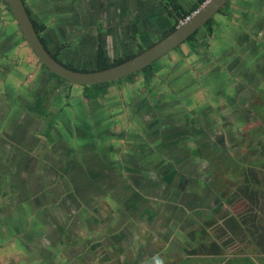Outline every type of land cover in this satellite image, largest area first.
<instances>
[{
  "label": "flooded vegetation",
  "instance_id": "flooded-vegetation-1",
  "mask_svg": "<svg viewBox=\"0 0 264 264\" xmlns=\"http://www.w3.org/2000/svg\"><path fill=\"white\" fill-rule=\"evenodd\" d=\"M0 1H1V4L2 3L3 5L5 4L4 0H0ZM64 1L65 0H59L61 4H55V7L53 6L50 8L53 12L58 11L60 13L59 15H57L56 13L51 12L52 14L57 15V22L54 23L53 25L51 24L52 22L49 21V18L47 21L46 20L44 21L41 18L37 17L36 14H34L33 11L30 9L28 0H25V2L24 1L23 2L26 5L27 9H29L28 11L31 15L32 20L33 18H36L38 21L44 22L47 25L46 29L42 32V34L46 36L49 47H52L53 48L52 50L55 51L59 45L61 46L65 45L66 48L63 50V52H61L60 58H63L65 61H68L66 58L68 57L70 58L68 62L75 64L74 63L75 61L73 59H79V57H82L83 59L82 62H78L75 65L83 64L84 67L92 59L93 61L96 60L97 52L100 47L104 48L107 56L110 59H114L117 56H126L129 53H138L140 51L141 44L148 45L150 42H152V40L146 39L147 35L152 33V31L151 30L149 31V29H152L153 32L154 31L156 32L158 31L160 26L163 28L162 31L157 33L156 35V38H157L161 33L165 31V29L171 24V22L174 21L173 18H171L168 15L167 9L161 4V2H159V5L161 6L158 8V9L161 8L159 13L154 14L153 11H149L148 7L150 6H148L147 8H144L143 11L140 10V13L138 12L137 16L135 15L134 18H131L130 15H132V13L136 9H131L127 11L123 6L112 5V4H111L112 6L110 7L105 6L103 4L104 2L103 0H98V1L97 0H90V1L86 0L87 3L90 4L87 9L88 11H86V9H83V11L80 10V13H79V15H82L84 18L79 19L77 21V24L71 25L73 21L76 22L77 18L69 17V14L75 15L74 14L75 7L73 6H76V5L73 0L74 5L71 7H67V6H64L65 4L63 3ZM81 1L82 0H77V3H78L77 6L82 7ZM181 1L184 3L185 6H187V4L183 0ZM194 1L195 0H193L192 3H194ZM230 3H231V0H229L223 6L225 7L228 4L224 11L219 10L220 12L218 11L217 13H223L225 14L223 16H227L228 6ZM100 4L102 5L100 6ZM191 4L187 7H190ZM9 7H7L8 10L15 17L14 13ZM116 7H117L116 10H110V11L108 10V8L110 9V8H116ZM101 8H103L104 10L99 11ZM1 12L4 13V7L2 5H0V13ZM163 12H166V13L162 14ZM258 12L262 14L260 11ZM51 13H48L47 16H50ZM103 14H105L107 25H104L101 19L98 20V18L102 17ZM164 16L166 17V19H164ZM213 17L215 18L213 32L211 34L208 33V31L204 28L205 25L202 26L201 27L202 29L200 30V32H198V43L195 49L192 47V45L189 42H186L187 41L186 40L185 42H183L182 44L178 46V49H176L177 47L175 48L176 51H180L181 46L184 43H188L189 45H191L192 50L197 52L198 46H200L203 43V39L199 36V33L204 32L206 33V35H208V37H211L213 36L214 32H216L215 28L218 25V20L216 19L215 15ZM115 18H117L118 23H114L113 19ZM163 20L169 22L170 24L169 25L164 24ZM98 21L101 23V26L99 27L97 26L96 33L92 34L86 31L84 35L82 36L79 35V37L76 38L77 39L76 41L75 40L71 41L74 39L73 36L75 37L77 36L75 31L77 29H80L82 25H85L83 26L85 28L87 26L91 27V24L94 25ZM142 21L144 23L147 22L143 28L144 33L141 34L142 32L138 31L139 32L138 35L136 37H133L134 25H136L140 31L143 30L139 27L140 26L139 24ZM124 23L126 25L124 28L125 32L122 30V25ZM245 24L248 25L247 22ZM7 25H8V28L6 29L5 28L1 29L0 27V62L1 63L3 62L4 59H7V61L11 62V59L9 60L8 58H12L13 55L17 52L16 51L17 49H18L17 55H19V53L22 50L21 48L24 49L27 47H31L28 44L18 21H17V24L10 21L9 23H7ZM85 28H82V29H85ZM52 30L60 33V35H58V33L56 34L57 36L61 38V40L55 39V34L53 35ZM113 30H114V33H113ZM62 35L63 37L67 38V40H64ZM115 35L119 36L120 40L119 39L118 40L120 44L123 43L122 42L123 38L126 37L127 35H129L131 39L138 40L139 41L138 49L136 51H128V52L126 51L124 54L112 55L113 51H111L110 43L106 41L105 37L106 36L112 37ZM140 36L141 38H143V41H140L139 39ZM22 39L26 42L27 44L26 46L25 45H21L22 47L20 46V43L23 42ZM92 39H93V42L91 41ZM88 44L89 46L84 47V45H88ZM91 44H93V50L90 53L88 52V49L90 48L91 50ZM228 45L229 44L225 45L223 43V48H225V46H228ZM124 47H128L127 44L124 43ZM240 47H242L241 49L244 52L242 55H237L233 57L230 56L226 60L225 63L221 64L222 62L221 61L219 63L220 65H216L215 69H210V70L201 69V70H197L195 74H193L194 71L191 72L190 70V71H187V75L180 74L174 78L177 84H179L178 81L183 77L185 78L184 80L187 81L188 83L187 84L184 82L185 84H179V89L177 88V86L176 87L174 86L175 88L172 87L173 92L171 90V93L169 94H171V98H173L174 100H177V98L174 97V94H175L174 92L179 91L182 93V96H184V95L189 94L188 92L189 88L200 85V83L196 84L197 81H195L193 84L192 79L196 77L197 79L202 77L203 82H201V84H205L203 85L205 87V96H204V101H203L204 111L202 112L201 120H197L195 119V117H193L192 119L185 120L184 122H179V121L177 122L176 121L177 119L175 120L172 119V121L170 122L172 124H169V125L176 126L177 129L179 128V131L182 132L179 139H182L188 136V138L191 137L193 138V140H195L193 150L183 156H177L176 158L178 159V162H175V163L170 162L169 165H172L170 167L167 164L161 167L155 166L153 168H150L148 166H144L138 163H137L138 165L135 163H132V167L129 165H124L123 159H117L115 158L114 155L112 156L110 154L113 151L111 148L112 145L109 144L110 142H113V140H116V137H119L121 134V133L116 134L115 128L117 125H119L122 122V119L119 118V115L121 114V111H124V108H127L129 112V108L133 109V106H136L135 107L136 115H139V117L143 119V122H144L149 117L148 115L152 113L150 109L149 110H147V108L143 109L142 106L146 103L148 108H153L155 106V103L151 101L152 98L153 99L156 98L158 101L162 100V102H164L163 97L167 96L168 93L167 94L163 93L162 88H158L157 86L158 81L160 79L159 74L165 68V66H163L160 63V61H159V64L161 66L160 69L157 70L151 76L150 79H147L145 74L141 72L138 74V75H142L140 79H136V77L138 76L136 75L134 79L131 81L125 80L126 82L127 81L129 82L124 84V87L121 88L122 90H126V93H127L125 97V103L123 106L117 103L118 101L117 94H116V91L112 87L108 89L105 95H102L96 98H91V99H88L85 97V100L90 102L89 104L91 108H93L92 110H95V112L99 115V117H95L93 120L97 127L96 130H93L91 128V124L88 122V119L86 117L84 118L83 126L77 128L75 133H76L77 138L81 141V146L79 147V149H75L74 146H71V143L69 140L67 141L64 139H60L61 132L67 131V127L63 126L62 125L63 121L59 119V117H62V116H57V112L54 113L51 110H47L48 107H47L46 102L48 99H50L49 97L51 96V94L55 90L59 89V87H61V90L65 89V87H63V85L61 84L55 87L54 86L44 87L43 93H39L37 91L38 93L36 95V100L40 96H46L45 98L46 110L49 111L51 114H53L55 118L50 128H49V121L48 122L45 121L46 127L41 133V137H42L43 135H46L45 130L49 129V136H46V137L48 138V141H47L48 143L50 142L53 143V146L51 149L52 153L51 154L48 153L44 157H40V160H42L43 162L42 166L38 164L39 155H37L36 153L35 155L29 154V156L31 155L29 157V161H31L30 159H34V164L31 166L27 165L28 167L24 166L22 170L23 172L22 174H20L22 158L26 157L25 154L29 152L23 148L24 145L26 144L22 143L20 140L24 139L25 142H31L32 146H34V144L38 145L39 141L38 139H34L35 137L33 138L31 134L26 135L25 133H20L18 131L16 132L15 129H13L12 130L13 133H10V134H9L10 131H8L9 128H7V131H5V129L1 131V128L4 126V122L6 120H4L5 118L2 119L3 116H2V112L0 111V116H1L0 117V142H1L0 143V172H1L0 176L5 178L3 179L2 182H0V191H2V196H0V241L3 243L1 244L0 249L1 248L6 249L7 254L11 252H14L16 254L18 252H15L14 248L19 249L21 247L19 251H21L22 249H26L31 254L30 256H32V255H35V253H34V250H32L33 247H31V244L33 243V241H37L41 239L43 241V250H41V253L46 258L45 264H52V261L50 259H51V254L53 252L52 245H54L55 243L52 239L53 231L51 230V233H50L48 229H38V226H41V227L45 226V220H43V224L41 223V220H39L37 216V212H38L37 207L38 205H41V204L47 207V204H48V203L44 204V202L46 201H42V199H40V196L43 195L44 193L43 191L49 190L48 189L49 187L43 188L42 182L44 181H42L43 179L41 176H44L47 171H50L52 169H57L59 167V165H55L54 163V160L58 159V154L54 155V153L57 152V149L55 146L56 143L63 145L62 148L59 149V151H63V153L61 152V156L64 155L66 158H69L65 161L66 166L68 167V169L66 168L67 169L66 171L70 169H75L76 170V180L74 181L75 186L71 187L70 190L68 189L69 183L66 182V185L68 187L66 188L64 192L65 198L63 197V195H61L59 198H57V202L50 200L51 207L48 208L49 210L55 204L56 206L59 205L61 207L65 199L68 201L67 197H69L73 201L86 200L84 197L85 191H83L82 193L76 192L77 190L79 191L78 188H81V187L82 189H85V188L90 189L88 190L90 199L95 198L98 195H101L100 193H96V192L99 190L102 192L107 191L106 189L104 190L100 188V186H103L101 184V180L102 179L104 180L107 177L110 178L107 175H109L112 172H116L118 173V175L123 174V180L124 181L127 180L124 183L125 186L123 184L121 185L119 189V190H121V188L125 189L124 191H121V193L123 194V196H121L122 198L117 197V199L121 202L124 200L123 203L125 204V206H124L123 212L127 214L129 213L131 216H133L129 222V224L133 228H130V229L126 228L125 230H122L119 233L117 232V234L114 233L113 235H110L111 242H108L110 244H107L108 246L107 249L103 247L104 248L103 252H101V249H102L101 245L104 246L103 241L96 242L92 245V247H89L91 251L90 254H93V256L96 254H99L101 257V261H102V258H103V261L105 260L104 262H101L100 264H112L113 263L112 261L117 259L119 255L124 258L125 251L128 252L129 249L132 250L135 247L140 246L138 244L140 243V238H141L140 236L142 235L141 233L146 234V233H152L155 231L153 229H143L139 225H136L137 218L146 219V220L148 219V222H151L153 221L154 218L155 219L158 218L159 220V217L163 216L164 220L162 221V224H161L162 229L157 231L161 234L163 232L170 233L173 231H177L179 229L188 231V229L185 228L187 227L188 219H189L187 215L190 213V210H194L192 208L195 207L197 204H199L200 200L201 201L203 200V196H204L203 195V190H204L203 185L205 183V171L203 173V176L201 175V173L197 172L196 166L198 165V163H196L197 162L196 158H199L203 162V168L205 169L206 154L211 149L216 148L220 150L221 143L223 142L224 132L220 129V131L217 130V132L213 133L214 143L212 144L211 128L206 120L207 119L206 117L208 113L210 112V107L206 106V101L208 102V97H214V96L219 97L220 95L228 92V90L232 87L240 88L246 83L247 85L251 83V82L248 83L249 81L244 82V81L238 80L236 82L237 84H235L233 83L234 79L236 78L241 79L245 77L254 79L253 74H252L253 72L254 73L264 72L263 70L264 67H262V65L260 66V64L263 62V60L259 57V54L262 52L260 48L253 50L252 52L253 54L252 55L250 54L251 56H254V58H252V60H255L253 64L251 61L247 60V57L245 56L246 55L245 53H248V51L249 52L252 51L249 48H246V47H251L250 44L246 46L240 45ZM67 52H69V55H67ZM211 53H212V49H211ZM88 56L90 57V59L89 60L85 59V57H88ZM71 60L74 62H71ZM39 61L42 64V61L40 59ZM93 61H92V64H93ZM12 62H14V65L17 64L15 61H12ZM234 63L235 65L233 66ZM26 64L21 62V60H19L18 65H16L15 67L13 65L12 69L8 68L6 70V73L2 74V72L0 71V79H1L0 88L3 90L5 94V97H4L5 100L4 99L0 100V106H3L2 108H4L5 107L4 104L7 103L9 108L21 109L23 106V104L21 103V96H25L26 98H29V95L32 94L31 93L32 91H30L29 86L30 84L34 82V79H36L38 75L35 76V74L33 73L31 74L29 78H27L25 73H23L25 72L24 68L21 69V66L26 65ZM238 65L240 67H243L244 69H241ZM206 66H211V65L207 64ZM42 68H44L43 65H42ZM222 68L228 69L227 72L231 75L229 76L218 75V72L217 73L213 72L214 70H220ZM48 75H49V79H51L52 78L51 72H48ZM240 76H243V77H240ZM215 79H219L220 83L216 84ZM65 83L67 84V82ZM118 83L121 84L123 82H118ZM67 86L69 88L68 84ZM136 89H139L140 92H137V93L133 92V91H137ZM145 92L149 93L150 98H151L150 102L146 101L145 96L147 93ZM56 96L57 98L59 96H62L61 92L60 93L58 92ZM106 97H108L107 99L110 102L107 106L104 104H101V101ZM133 98L134 100H132ZM61 99L63 101V97H61ZM215 99L217 100V98ZM112 100L114 101L115 104H112L113 103L111 102ZM34 101L28 102L27 100L28 103L26 102L27 112H29L27 116L30 115V117H32V114H35L37 117L42 118L38 116V114L35 111L29 109V105L33 103ZM192 101L194 102V106H193L194 110L196 113H198L199 107L195 106L197 105L198 98L194 97ZM201 104H202V101H201ZM61 108L62 107L60 105L57 107L58 110ZM179 108L183 110L184 112H186L184 107H181V105H178L177 108H174V110L180 111ZM0 110H1V107H0ZM84 113L86 115L88 112L84 111ZM152 116H153V119L155 118L154 122L148 123L147 121V123L149 124V126H154L155 128L154 133L156 132L157 134V137H155L154 135V140H156L157 142H156V145L151 146L148 141L146 143V141L144 140V145H148V148L150 150L145 151L146 147L144 148V150H143V147H139V148H142L139 151L143 150L141 153L139 152L140 158H143L144 156H145L144 158L148 157L149 152L153 151L155 153V149L163 148V145H164L163 139L159 138V134L157 132V130H160V129L162 130V128L164 127L161 124L164 121L158 118L155 114H152ZM177 118L178 120H180V116H177ZM13 120H15V118L12 119V122L14 123L13 126L15 125L16 128L22 125L26 126L27 122H29L27 119H23L20 123H16V121H13ZM138 123H139L138 120L135 121V124H138ZM189 123L190 125H192L191 128L188 130L183 129L181 131L180 128L186 127L187 126L186 124H189ZM219 126H220V123L218 124V127ZM138 127L140 126L138 125ZM85 128H87L88 131H86ZM140 129L141 127L139 128L138 132L142 131L143 133V132H146L145 130L147 128H142L141 130ZM72 132L73 131L70 130L71 134ZM173 133L174 132H171L170 135H173ZM144 135L145 134H143L140 137V140L144 139L143 138ZM149 136L150 138H152L151 135ZM51 137H52V140L49 139ZM166 144L168 145V142ZM5 145L7 146L5 147ZM166 150L168 151V153H173L172 155L174 157L176 156L175 155V151H177L176 148L174 152L172 149H169V148ZM196 151L198 152L197 154H195ZM2 152H4L5 156L9 154L8 156H10V161L8 162V164L5 162V160H1V158L5 157L4 155H2ZM34 152H36V150ZM178 152L179 151H177L176 154ZM51 156H54V157H51ZM177 164H180V165H177ZM59 168H62L60 169L61 173L64 174L66 172V171H63L64 167L62 165H60ZM157 168H159V170H157ZM34 174L37 175L38 178L36 176L33 177ZM20 176H24V177L20 178ZM110 176L112 177L113 180L116 178L113 175H110ZM8 178L12 179L11 182L8 181ZM159 178H162L163 180L158 181ZM65 180H69V179L66 178ZM116 181H118L117 178H116ZM38 185H39V188L41 189L37 195L36 190L38 189ZM150 191L155 192L153 194L154 196L152 197L154 199L157 196L156 193L161 192V191L166 192L162 201L166 202L165 205L167 206V208L166 209L162 208L163 212L160 215H158V213L154 212L152 209L144 207V203H145L144 199L146 197L144 195H146ZM10 195H12L11 199H10ZM2 197H7L8 199L4 201L2 200ZM111 200H112L111 202H113L115 200L114 197H112ZM113 204L118 205V201L116 203L113 202ZM45 210H47V208ZM198 213H203V211H198ZM134 216L137 218H135ZM176 216L180 218H184V220L180 219L176 221L173 219V217H176ZM131 223L136 225V228ZM141 224H143V222H141ZM22 226H23V230H22ZM93 232H94L93 229H89L87 233L90 235L91 234L93 235ZM61 234H62V231H61ZM104 236H107V234L102 233V235L100 234L98 236L95 235V238L97 237L102 238ZM95 238L94 240H96ZM121 238H123L124 240L120 241ZM88 243H91V240H88V242H86L85 245L82 246L81 248L76 247L78 252L83 250L85 246H87ZM188 244H191V241L189 239L184 241L183 243L177 242L176 239H174L173 241V245L177 247H184V246H187ZM72 247L74 246L71 245V248ZM76 249L74 248L70 252L69 257L73 255V253L76 252ZM5 254L3 252L0 256V264H22L18 261H15V262L9 261L10 263L5 262V259H4ZM101 254L108 255V257H103L101 256ZM54 256H55V259L57 257L61 258L60 255H57V254H54ZM79 257L85 258V254H81ZM79 257L77 256V259H75V262L71 261V264H80ZM128 257L129 256L126 253L125 254V258H127L125 260L126 262H130ZM137 258H138L137 262H140L141 255L138 254ZM55 259H54V261L56 262L55 264H69V261L58 262L56 261L57 259L56 260ZM67 259L69 258L66 257L65 260ZM36 263H37L36 259L34 261L32 260L29 262L27 260L23 261V264H36ZM92 264H99V263L93 262Z\"/></svg>",
  "mask_w": 264,
  "mask_h": 264
},
{
  "label": "rangeland",
  "instance_id": "rangeland-1",
  "mask_svg": "<svg viewBox=\"0 0 264 264\" xmlns=\"http://www.w3.org/2000/svg\"><path fill=\"white\" fill-rule=\"evenodd\" d=\"M98 1V0H97ZM103 4L105 6H112V5H117L118 6H123L124 5V0H103ZM187 6H189L193 0H183ZM75 2V15L69 14V17H74L77 18L76 22H72L71 25H75L77 24V21L81 18H84L82 15H79L80 10L83 11V9H86V11H88V6L86 5L87 1L86 0H82L81 1V5L82 7L77 6V0H74ZM128 2V1H127ZM138 6H136V10L132 13L131 18H134L135 15L137 16L138 12L140 13V10L143 11L144 8H147L148 6V10L149 11H153V13H159L160 9H158L159 7H161L159 5V0H138ZM112 4V5H111ZM0 5H2L4 7V13H0V27L1 29L3 28H8L7 23H9L10 21L17 24V20L15 19V17L12 15V13H10V11L8 10L7 6L3 3L1 4L0 1ZM102 4H100L101 6ZM51 6L55 7V4L51 3ZM116 8H108V10H116ZM49 10V9H48ZM104 9L101 8L99 11H103ZM258 11H260L262 14H260ZM47 12V9H46ZM113 12V11H112ZM228 15L227 16H223L225 14L223 13H216L215 17L218 20V25L216 26V32H214L213 36L208 37V35H206V33H199V36L203 39V43L198 46V51H194L191 48V45H189L188 43H184L181 48L180 51H176V49L168 52L167 54L163 55L162 57H160L158 60V62L160 61V63L165 66L164 70L161 71V73L159 74V81H158V88H162V92L163 93H168L167 96L163 97L164 102L158 101L156 98H150L149 93L146 94L145 99L147 102L153 101L155 103V106L153 108H148L146 103L142 106L143 109H146L151 111L152 114H155L158 118H160L161 120H163L164 122L161 123L162 126H164L162 128V130H157L158 134H159V138H162L164 141V145L163 148H158L155 149V153L153 151L149 152L148 157L146 158H140L139 152L141 153L144 148L145 151L150 150L148 148V145H144V140L149 142V144L151 146L156 145V140H154V135L155 137H157L156 132L154 133V126H149L148 123H153L154 119L152 114L148 115L149 117L143 122V119H141L139 117V115H136V106H133V109L129 108V112L127 110V108H124V111H121V114L119 115V118L122 119V122L116 126L115 128V133H121L119 137H116V140H113V142H110L109 144H111V148L112 151L110 154L113 156H115V158L117 159H123L124 161V165H129L132 167V163L135 164H142L144 166H148L150 168H153L155 166H163L165 164H167L169 167L172 165H169V163H175L178 162V159L176 158L177 156H183L189 152H191L193 150L194 147V143L195 140H193V138H188L184 137L182 139L180 138V135L182 134V132L179 131V128L177 129L176 126L173 125H169L172 124L170 123L172 121V119H177L176 121L178 122H184L185 120H189L192 119L193 117H195V119L197 120H201L202 117V112L204 111V107H203V101H204V96H205V87L203 85L205 84H201L202 81V77H200L199 79L193 78V84L195 81L196 84L200 83V85L195 86V87H191L189 88L188 92L189 94L182 96V93L179 91L174 92V97L177 98V100H174L173 98H171V90L173 92V88H175L177 86V88L179 89V84H185L187 83V81H185L184 77L181 78L178 82L179 84L176 83V80H174V78L177 75L180 74H184L187 75V71H194L193 74H195L197 72V70H210V69H215L216 65H220L219 63H225L226 60L230 57V56H237V55H242L244 52L242 51V47L243 45H249L251 47H246L249 48L252 51H248V53H245L247 60L251 61L253 64L255 62V60H252V58H254V56H251L253 53V50L260 48V50L262 51L259 54V57L263 60V62L260 64V66L262 65V67H264V0H231V3L228 6ZM51 13V12H50ZM54 13V12H53ZM166 12H163L162 14H165ZM108 16V15H106ZM49 21L52 22L51 24L53 25L54 23L57 22V15L52 14L50 16H48ZM102 21V23L104 25H107L106 23V17L105 14L102 15V17H99L98 20ZM129 19V18H127ZM164 19H166V17L164 16ZM257 19V20H256ZM114 23H118L117 18L113 19ZM143 22V21H142ZM164 24L169 25L170 23L167 21H164ZM248 23L245 24V23ZM255 22V23H254ZM127 23V22H125ZM125 23L122 25V30L124 31L125 28ZM144 23V22H143ZM147 23V22H146ZM146 23H144V25H146ZM245 24V25H244ZM140 25V24H139ZM85 25H82V27L80 29H77L75 31L76 33V37L73 36V40L71 41H76L77 37L82 36L86 33V31H88L89 33H96V28L97 26H101V23L98 21L96 22L94 25L91 24V27L87 26L86 28L83 27ZM141 28V25L139 26ZM148 27V26H147ZM85 28V29H82ZM92 30H91V29ZM143 29V28H141ZM57 30V29H56ZM152 31L151 34L147 35L146 39L147 40H154L156 38L157 33H159L160 31L163 30V28L160 26L158 31H154L152 29H149V31ZM125 32V31H124ZM22 33V32H21ZM53 35L55 34V39L56 40H61V38L59 36H57L56 33H58L57 31H53L52 30ZM114 33V30H113ZM58 35H60V33H58ZM63 37V35H62ZM64 40H67V38L63 37ZM106 41H108V43H110L111 46V51H113L112 55H118V54H124L126 51H136L139 47V41L138 40H134L131 39L129 35H127L126 37L123 38V43L120 44L119 40V36L115 35V36H106L105 37ZM119 39V40H118ZM140 41H143V38H141V36L139 37ZM23 40V39H22ZM93 42V39L91 40ZM7 42V41H6ZM11 42V41H9ZM124 43L127 44L128 47H124ZM223 43L229 44L228 46H225V48H223ZM21 45H27L26 42L23 40L22 43H20ZM259 45V46H258ZM85 46H89L88 45H84ZM22 47V46H21ZM81 47V46H80ZM51 49H53L52 47H50ZM223 48V49H222ZM21 52L19 53V55H17L18 49L16 50L17 52L13 55L12 58H8L10 61H7V59H4L3 62H0V71L3 73H6V70L12 69L14 62L15 61L17 64L14 65V67L16 65H18L19 60H21V62L23 63H27L26 65H22L21 69L24 68L25 75L27 76V78H29L31 76V74H35L38 75L36 79H34V82L32 84H30L29 89L30 91H32L29 95V98H26L25 96H21V103L23 104L21 109H12L8 107V104L5 103V107L2 108L1 107V112H2V119L5 118L4 120H6L4 122V126L1 128V131L5 129V131H7V128H9L8 131L9 134L13 133V129L16 130V132H20V133H25L26 135L31 134L33 136L34 139H38L39 143L38 145L34 144V146H32L31 142H25L24 139L20 140L22 143L26 144L24 145V149L26 151H28L29 153H26L24 158H22V162H21V171L20 174H22V170L24 168V166H31L34 164V159H30L31 161H29V154H34L35 153L37 155H39V159H38V164L39 165H43L42 160H40V157H44L45 155H47L48 153L51 154L52 153V146L53 143H48V138L46 136H49V129L45 130V134L41 137V133L42 131L45 129L46 124L45 121H49V122H53L54 121V115L50 114V116L47 117H42L39 118L37 117L35 114H32V117L27 116L29 112H27V107L26 104L28 102H32L34 100H36V95L37 93H43L44 91V87H52L57 83V79L56 78H51L49 79V75L48 72H50L48 70V68L44 67L42 68V64L39 61V58L37 57V55L35 54V52L32 50L31 47H27V48H21ZM211 49H212V53H211ZM93 50V44H91V50L90 48L88 49V52H92ZM24 51V52H23ZM251 54V55H250ZM16 55V57H15ZM67 55H69V52H67ZM66 55V56H67ZM15 57V58H14ZM241 57V56H240ZM67 60L69 61L70 58L66 57ZM78 58V57H77ZM19 59V60H18ZM85 59L89 60L90 57H85ZM74 61L71 60V62H74L75 64L78 62H82V57H79V59H73ZM220 60V61H219ZM93 59L88 62V64L86 66L89 67H93L92 64ZM207 64H210L211 66H206ZM235 65V63L233 64V66ZM78 66H83V64H79ZM239 66V65H238ZM240 67V66H239ZM241 69H244L243 67H240ZM46 69V70H44ZM23 70V71H24ZM264 70V69H263ZM38 71V72H37ZM220 71V72H219ZM228 69L226 68H222L220 70H214L213 72H218V75H229V73L227 72ZM22 73V71H21ZM162 74V75H161ZM264 76V72H262V74H260V77ZM140 77H142V75H138L136 77V79H140ZM188 77V76H187ZM192 78V76H191ZM195 79V80H194ZM126 79H123L121 84L118 83V81L111 83L108 86V89H110L111 87L116 91L117 94V103L119 105H124L125 103V97L127 95L126 90H122L121 88L124 87V84H126L129 81H125ZM249 81L250 82H254L257 81V79H252V78H241V79H234L235 84H237V81ZM125 81V82H124ZM261 83L262 86L264 85V77L261 78ZM1 82V79H0ZM32 82V80H31ZM30 82V83H31ZM46 82V84H45ZM67 84L69 85V88L67 86V84L65 82L62 83L63 87H65V89L61 90V87H59V89L55 90L51 96L49 97L50 99L47 100L46 104H47V110H51L52 112H57V116H62L59 117V119L62 122L63 126L67 127V131L65 132H61V137L60 139H64V140H69L71 143V146H74L75 149H79V147L81 146V141L77 138L76 136V130L79 127H82L84 124V118L86 117L88 119V122L91 124V128L93 130H96V124L93 121L95 117H99V115L95 112V110H92L93 108H91L90 106V102H88L87 100H85V95H84V86H82L81 84L78 83H71L69 81H66ZM185 82V83H184ZM215 83L219 84L220 81L219 79H215ZM188 84V83H187ZM247 84V83H246ZM173 85V86H172ZM175 86V87H174ZM173 87V88H172ZM70 90V92H69ZM90 90H94V88H89L88 91ZM137 91H133L135 93L140 92L139 89H136ZM181 90V89H180ZM196 90V91H195ZM5 91V89H4ZM38 91V92H37ZM62 94V96H59L57 98V93ZM195 92V93H194ZM162 93V94H163ZM34 94V95H33ZM68 94V95H67ZM161 94V95H162ZM139 95V94H138ZM170 95V96H169ZM113 96V95H112ZM247 96H249V94H247ZM261 98L260 99H264V93L260 94ZM5 94L3 92V90L0 88V100L4 99ZM61 97H63V101L61 99ZM189 99H188V98ZM194 97L198 98V102L197 105H195L196 107H199V112L196 113L194 110V102L192 101V99ZM108 97L104 98L101 101V104L104 105H108L110 102L107 99ZM129 98V97H128ZM5 100V99H4ZM28 100V102H27ZM30 100V101H29ZM134 100V98L132 99ZM174 100V101H173ZM189 100V101H188ZM202 101V104H201ZM27 102V103H26ZM111 102H113L112 104H115L114 101L112 100ZM172 102V103H171ZM61 106V109H57L58 106ZM178 105H181V107H184L185 111L181 110L179 108L180 111L178 110H174V108H177ZM57 109V110H56ZM82 109V110H81ZM123 110V109H122ZM84 111H87L88 113L85 115ZM178 111V112H177ZM252 111V110H250ZM148 113V111H147ZM180 113V114H179ZM190 113V115H189ZM31 114V113H30ZM174 114V115H173ZM132 115V116H131ZM39 116V115H38ZM177 116H180V120H178ZM1 117V116H0ZM15 118L16 123H20L23 119H27L29 122H27L26 126H19L18 128L15 127V125L13 126V122L12 119ZM8 119V120H7ZM139 121L138 124H135V121ZM148 121V123H147ZM133 125H131V124ZM135 124V125H134ZM61 125V126H62ZM138 125L142 128H147L145 131H139ZM182 125V124H181ZM186 127L180 128L181 131L183 129H190L192 125L186 124ZM62 126V127H63ZM15 127V128H14ZM60 127V128H62ZM151 127V129H150ZM214 131L213 133L220 131L221 129V125L215 126L214 125ZM86 131L87 128H85ZM140 129V130H141ZM70 130H72V134L70 133ZM171 132H174L173 135H170ZM180 132V133H178ZM145 134L143 136V140H140V137ZM152 136V138H150V136ZM169 135V136H168ZM215 137V136H214ZM50 140H52V137L49 138ZM153 140V141H151ZM214 140V139H213ZM168 142V145L166 144ZM1 143V142H0ZM11 145V144H9ZM7 145H5L6 147ZM56 149L57 152L54 153L58 154V159L54 160L55 165H62L64 168L63 171H66L68 169V167L66 166L65 161L69 158H66L64 155L61 156V152L63 153V151H59L60 148H62V144H57L56 143ZM139 147H143V150L139 151L142 148ZM220 147V146H219ZM172 149L173 152L175 151V148L177 149V151H179L177 154L175 151V157L172 155L173 153H168V151L166 149ZM36 150V152L34 151ZM146 154V153H145ZM2 155H4V152H2ZM9 154H7V156H5L4 158H1V160H5V162L8 164V162L10 161V156H8ZM147 156V155H146ZM54 157V156H51ZM198 165L197 167V172L201 173V175L203 176V173L205 171V169L203 168V162L199 159L196 158ZM57 161V162H56ZM28 162V163H27ZM131 164V165H130ZM137 164V165H138ZM12 165V164H11ZM180 165V164H177ZM27 166V167H28ZM57 168V169H52L50 171H47L45 173L44 176L42 177V184H43V188L45 187H49V190H45L43 191V195L40 196V199H42V201H46L45 203L47 204V207L41 205H38L37 207V216L39 218V220H41V223L43 224V220H45V226H38V229H48V231L51 233V230L53 231L52 234V239L55 242L54 245H52V254H51V261L52 264H55L56 262L54 261L55 256L54 254L60 255L61 258L57 257L55 260L60 262V261H69V264H71V261L75 262V259H77V256L79 257L81 254H85V258H81L79 257V262L80 264H92L93 262H97V263H101L104 262L103 258L101 261V257L99 254H96L93 256V254H90L91 251L89 249V247H92V245L96 242H101L103 241V245H101V252H103V247H105V249L108 248L107 244H110L108 242L110 241V235H113L114 233L117 234V232L119 233L122 230H125L126 228H133L129 222L130 219L133 217L131 216L129 213H125L123 212L124 206L125 204L123 203L124 200L121 202L117 199V197L122 198L121 196H123V194L121 193V191H124L125 189H120L121 185H123L125 183V181L127 180H123V174H119L116 172H112L110 173L109 176L110 178H105L104 180L102 178L101 180V184L103 186H100V188L102 189H106L107 191L102 192V191H97L96 193H100L101 195L96 196L95 198H91L90 199V195L88 194V190H90L89 188H85L82 189L78 188L79 191L75 190L77 193H82L83 191H85L84 193V197L86 200H82V201H73L71 200L69 197L68 201L65 199L64 202L62 203L61 207L58 205L56 206L53 205V207L49 210L48 208L51 207V201H56L57 202V198H59L61 195H63V197L65 196L64 192L66 190V188L68 187L66 185V182L69 183V190L71 189V187H74V181L76 180V170L75 169H70L68 171H66L64 174L60 172V169L62 168ZM159 167V168H160ZM67 168V169H66ZM159 168H157V170H159ZM35 169V167H34ZM155 171V170H154ZM162 171V170H160ZM120 172V171H119ZM108 174V173H107ZM1 175V172H0ZM66 177H65V176ZM110 175L115 176L118 181H116V178L113 180L112 177ZM37 177V175H33V177ZM126 176V175H125ZM24 176H20V178H22ZM69 179V180H65V179ZM182 178V177H181ZM3 179H5L4 177L0 176V182L3 181ZM11 178H8V181L11 182ZM162 178H159L158 181H162ZM19 181V180H18ZM129 181V180H128ZM39 182V180H38ZM161 183V182H160ZM125 186V184H124ZM41 188H39L38 185V189L36 190V194L38 195L39 191ZM52 189V190H51ZM48 191V192H47ZM46 192V194H45ZM155 192L154 191H150L148 192L145 197V203H144V207L150 208L152 209L154 212L158 213V215L162 214L163 209H166L167 206L165 205L166 202H163L162 199L164 198V195L166 194V192L161 191L156 193L157 196L156 198H152ZM160 193V194H159ZM32 194V193H31ZM112 194V195H111ZM155 194V195H156ZM115 195V196H114ZM0 196H2V191H0ZM22 197V195H21ZM46 197V198H45ZM112 197H114V203H116L118 201V205H114L113 202H111ZM116 197V198H115ZM12 198V195H10V199ZM65 198V197H64ZM8 199L7 197H2V200H6ZM46 199V200H45ZM55 199V200H54ZM12 201V200H11ZM52 201V202H53ZM111 202V203H110ZM143 207V209H144ZM47 208V210H45ZM163 208V209H162ZM9 212V211H8ZM135 217V216H134ZM137 218V217H135ZM174 220H180V217H173ZM164 220L163 216L158 218H154L153 221L148 222V219H138L136 221V225H139L141 228L143 229H153L155 231H159L161 228V224L162 221ZM141 222H143V224H141ZM39 223V221H38ZM132 224V223H131ZM135 228L136 225L132 224ZM41 227V228H40ZM95 227V228H94ZM89 229H93V235L88 234V230ZM97 229V230H95ZM168 229V228H167ZM22 230H23V226H22ZM62 231V234H61ZM102 233L107 234V236H104L102 238H95V235H102ZM153 235V234H152ZM94 238L96 240H94ZM112 239V238H111ZM88 240H91V243H88L87 246H85V248L81 251L78 252L77 248H81L82 246L85 245L86 242H88ZM124 239L121 238L120 241H123ZM93 241V242H92ZM64 243V245H63ZM1 245V244H0ZM71 245L74 246L71 248ZM12 247V246H11ZM31 247H33L32 250H34L35 255L30 256L31 254L26 250V249H22L21 251H19L21 249V247L19 249L14 248L15 252L18 253H14L11 252L9 254H7L5 256V262L10 263L12 261H18L20 263L23 264V261H34L36 259L37 263L36 264H45L46 258L45 256L41 253V250H43V241L37 240V241H33V243L31 244ZM76 249V252L73 253V255H71L69 257L70 252L73 249ZM100 248V247H99ZM9 250V249H8ZM90 251V252H89ZM129 251V250H128ZM130 252V251H129ZM128 253L125 251L124 253V258H125V254ZM15 254V255H14ZM79 254V255H78ZM64 256V257H63ZM101 256L103 257H108V255H103L101 254ZM63 257V258H62ZM66 257H68L69 259L65 260ZM30 258V260H29ZM122 256L119 255V257L117 259H115L114 261H112V264H123L125 262V260L127 258L124 259ZM10 261V262H9ZM22 261V262H21ZM130 261V260H129ZM126 263V262H125ZM124 263V264H125Z\"/></svg>",
  "mask_w": 264,
  "mask_h": 264
},
{
  "label": "crops",
  "instance_id": "crops-1",
  "mask_svg": "<svg viewBox=\"0 0 264 264\" xmlns=\"http://www.w3.org/2000/svg\"><path fill=\"white\" fill-rule=\"evenodd\" d=\"M137 2L124 0L123 7L135 9ZM51 3L61 4L59 0H28L33 13L44 21L53 12ZM63 3L74 5L73 0ZM252 74L257 81L206 101L212 144L213 127L219 123L223 142L220 150L206 154L204 196L187 215L188 231L141 233L140 246L129 249L130 262L125 264H264V99H260L264 76ZM174 239L180 243L189 239L191 244L177 247ZM3 252L6 249L1 248L0 256ZM136 254L141 255L140 262Z\"/></svg>",
  "mask_w": 264,
  "mask_h": 264
},
{
  "label": "water",
  "instance_id": "water-1",
  "mask_svg": "<svg viewBox=\"0 0 264 264\" xmlns=\"http://www.w3.org/2000/svg\"><path fill=\"white\" fill-rule=\"evenodd\" d=\"M14 13L23 33L42 63L70 82L91 85L120 80L131 73L138 72L164 54L185 42L193 33L204 26L229 0H206L188 18L181 21L175 30L135 56L110 67L83 71L65 66L43 45L31 15L23 0H6Z\"/></svg>",
  "mask_w": 264,
  "mask_h": 264
},
{
  "label": "trees",
  "instance_id": "trees-1",
  "mask_svg": "<svg viewBox=\"0 0 264 264\" xmlns=\"http://www.w3.org/2000/svg\"><path fill=\"white\" fill-rule=\"evenodd\" d=\"M25 2V0H23ZM206 0H195L194 3L191 4L190 7H187L184 5V3L181 0H159V2H161V4L167 9L168 11V15L173 18V22H171V24L165 29V31L163 33H161L155 40H153L152 42H150L148 45H144L141 44L140 45V51H143L145 48L149 47L150 45L154 44L155 42H157L158 40H160L161 38L165 37L167 34H169L170 32H172L173 30H175V28L177 27V25L185 20L188 16H190L195 10H197ZM4 3L7 7H9V4L6 0H4ZM228 5V4H227ZM227 5L223 8L220 9V11H224L225 8L227 7ZM10 8V7H9ZM29 10V9H28ZM219 11V12H220ZM34 24H35V28L36 31L38 33V36L40 37L42 43L44 44V46L51 52V54L61 63H63L65 66L69 67V68H73V69H77V70H83V71H92V70H98V69H104L107 67H110L112 65L118 64L124 60H127L133 56H135L137 53H129L126 56H117L114 59H110L104 48L100 47L98 49L97 52V57L96 60L93 61V67H89V66H78L75 65L73 63H70L68 61H65L63 58H60V54L61 52H63V50L66 48L65 45H59L55 51H53L52 49H50L49 45H48V41L45 35L42 34V32L46 29L47 25L44 22H40L38 21L36 18H33ZM215 23V18L212 17L204 26V28L208 31V33H212L213 32V26ZM202 28H200L197 32L193 33L186 42H189L192 47L195 49L196 45L198 43V32H200ZM133 31H134V35L133 37H136L138 35L139 32H142L141 34L144 33V29L142 31H140L136 25H134L133 27ZM139 31V32H138ZM178 49V47L176 48ZM138 52V53H139ZM42 65L46 68L47 65L42 63ZM160 64L158 62V60H155L153 63H151L150 65H148L147 67H145L144 69L135 72V73H131L126 77L121 78L120 80H117L118 82H122L123 79L126 80H133L134 77L136 75H138L139 73L143 72L146 76L147 79H150L151 76L160 69ZM48 70H50L48 68ZM51 72V77L52 78H56L57 79V83L54 85L55 86H59L61 85L63 82L68 81L67 79L61 77L60 75H58L57 73H55L54 71L50 70ZM116 81H111V82H104V83H98V84H91V85H83L84 86V95L86 98L91 99V98H96L102 95H105L108 91V86ZM94 88V90H90L88 91V89ZM45 98L46 96H40L36 101H34L33 103H31L29 105V109L35 111L39 116L42 117H49L50 116V112L46 110L45 107ZM53 123L49 122V128L52 126ZM198 152L196 151L195 154H197Z\"/></svg>",
  "mask_w": 264,
  "mask_h": 264
},
{
  "label": "built area",
  "instance_id": "built-area-1",
  "mask_svg": "<svg viewBox=\"0 0 264 264\" xmlns=\"http://www.w3.org/2000/svg\"><path fill=\"white\" fill-rule=\"evenodd\" d=\"M188 17H189V16H188ZM188 17H187V18H188Z\"/></svg>",
  "mask_w": 264,
  "mask_h": 264
}]
</instances>
